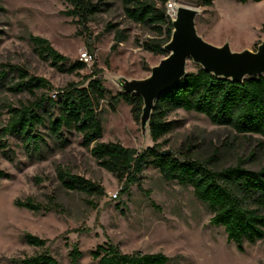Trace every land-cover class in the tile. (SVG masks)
Returning <instances> with one entry per match:
<instances>
[{
    "label": "rangeland",
    "instance_id": "374dc122",
    "mask_svg": "<svg viewBox=\"0 0 264 264\" xmlns=\"http://www.w3.org/2000/svg\"><path fill=\"white\" fill-rule=\"evenodd\" d=\"M91 1L107 7L92 18L86 32L78 18L65 15L71 9L65 0H0V8L6 10H0V72L1 65L18 66L63 88L80 82L96 63L114 94L120 91L121 77L148 78L152 68L167 57L141 47L153 38V32L127 18L125 0ZM201 1L175 0L176 5L199 11L196 27L207 42L216 46L229 43L235 52L257 50L264 39V0H215L210 7L201 6ZM80 31L88 36H81ZM118 31H125L127 40L113 52ZM31 35L48 39L71 62L81 60L84 53L92 61L78 75L61 73L38 56ZM197 67L190 61L188 72ZM32 100L29 93L14 94L0 84V130L9 121V105L19 108ZM100 117L103 142H119L137 150L153 145L128 104L121 102L113 111L109 102H102ZM167 120L177 126L160 140L164 151L191 148L194 157L213 159L217 169L238 164L250 170L264 167L259 136H237L228 127L213 125L204 115L184 110L171 112ZM66 136L69 144L59 149L51 143L43 161L30 160L15 137L8 139L16 150L12 161L0 149V171L9 175L0 178V264H17V260L45 253L59 264H73L69 253L76 244L83 252L78 264H96L91 252L109 241L128 254L163 253L171 259L169 264H264V239L246 243L240 251L223 227L211 224V210L196 198L192 187L167 182L157 169L149 167L141 187L131 185L123 193L126 185L99 166L90 150L81 145L82 137L77 133ZM60 169L98 184L104 196L67 190L59 179ZM29 199L53 210L36 213L17 205L18 200ZM27 234L47 240L46 246L27 244Z\"/></svg>",
    "mask_w": 264,
    "mask_h": 264
},
{
    "label": "trees",
    "instance_id": "16d2710c",
    "mask_svg": "<svg viewBox=\"0 0 264 264\" xmlns=\"http://www.w3.org/2000/svg\"><path fill=\"white\" fill-rule=\"evenodd\" d=\"M71 9L65 15L78 18L85 31L88 24L99 13L106 11L103 2L91 0H65ZM215 0H202L201 6H213ZM246 3L249 0H236ZM263 1V0H252ZM169 0H125L124 11L132 22L150 29L154 36L142 43L143 50L156 56H168L164 47L172 39L173 20L168 15ZM1 11H6L0 8ZM80 31L81 36H88ZM113 52L125 42V31H118ZM38 56L49 62L61 73L80 74L88 64L82 60L71 62L70 58L54 48L52 43L39 36H30ZM92 51V50H91ZM0 84L14 94L29 93L33 98L21 107L8 106L10 114L7 125L0 130V149L8 160L16 156V150L8 139L15 137L30 160L43 161L51 151V143L64 149L69 140L67 134L77 133L82 137L81 145L88 150L100 167L110 172L120 183L128 187H141L143 173L149 167L159 171L167 182H177L192 187L196 198L212 212L211 224L223 227L228 239L240 251L246 243L255 244L264 239V167L250 170L238 164L222 169L213 166V159L201 160L192 154L191 148H182L178 153L164 155L160 140L171 133L176 122L167 120L176 110L195 112L206 116L216 126L230 128L237 136L244 138L259 136L264 148V76L248 78L244 83L218 78L201 66L189 72L173 89L159 98L150 121V137L153 145L143 150L125 147L119 142H103L104 125L100 117L102 102H109L113 111L124 102L131 107L133 118L140 123L144 100L136 94L113 93L105 85L102 70L94 63L91 73L80 82L69 83L56 88L49 80L30 75L18 66L1 65ZM15 79L18 81L15 82ZM55 96V97H54ZM44 129V131H42ZM3 138L6 140L3 141ZM59 179L67 190L103 197L104 189L84 177L60 169ZM0 178L9 175L0 171ZM36 213L51 212L53 208L43 207L31 199L17 201ZM27 244L45 247L47 240L27 234ZM73 264L83 256L78 244L69 253ZM96 264H169L171 259L163 253H124L119 245L106 242L91 252ZM17 264H59L47 253L16 262Z\"/></svg>",
    "mask_w": 264,
    "mask_h": 264
},
{
    "label": "water",
    "instance_id": "95a60500",
    "mask_svg": "<svg viewBox=\"0 0 264 264\" xmlns=\"http://www.w3.org/2000/svg\"><path fill=\"white\" fill-rule=\"evenodd\" d=\"M198 15L199 11L195 8L179 6L177 18L173 20L172 39L164 47L169 55L152 68L148 78L138 80L121 77L118 80L120 92L136 94L144 100L140 121L144 134H150V121L156 101L186 77L190 61L218 78L238 83H244L250 77L264 76V39L256 51L246 49L235 52L229 43L213 45L198 33ZM163 154L171 155L172 152L164 151Z\"/></svg>",
    "mask_w": 264,
    "mask_h": 264
},
{
    "label": "built area",
    "instance_id": "2783aa9c",
    "mask_svg": "<svg viewBox=\"0 0 264 264\" xmlns=\"http://www.w3.org/2000/svg\"><path fill=\"white\" fill-rule=\"evenodd\" d=\"M175 5H176L175 0H169V2L167 3V12H168V15L172 18V20H173L172 12L174 10ZM81 60L86 63H89L92 61V56H90L88 53H84L82 54ZM114 198H117V194L114 195Z\"/></svg>",
    "mask_w": 264,
    "mask_h": 264
},
{
    "label": "bare ground",
    "instance_id": "6f19581e",
    "mask_svg": "<svg viewBox=\"0 0 264 264\" xmlns=\"http://www.w3.org/2000/svg\"><path fill=\"white\" fill-rule=\"evenodd\" d=\"M177 4V3H176ZM179 7V5H175L174 6V10H173V13H172V16H173V20H176L177 18V8Z\"/></svg>",
    "mask_w": 264,
    "mask_h": 264
}]
</instances>
